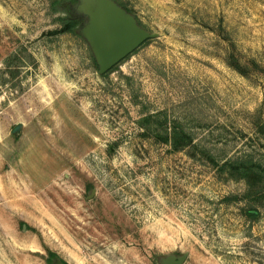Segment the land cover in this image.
Wrapping results in <instances>:
<instances>
[{
  "label": "rangeland",
  "instance_id": "1",
  "mask_svg": "<svg viewBox=\"0 0 264 264\" xmlns=\"http://www.w3.org/2000/svg\"><path fill=\"white\" fill-rule=\"evenodd\" d=\"M116 1L158 36L103 76L68 0H0V264H264V182L204 155L264 165V0Z\"/></svg>",
  "mask_w": 264,
  "mask_h": 264
},
{
  "label": "water",
  "instance_id": "2",
  "mask_svg": "<svg viewBox=\"0 0 264 264\" xmlns=\"http://www.w3.org/2000/svg\"><path fill=\"white\" fill-rule=\"evenodd\" d=\"M73 9L87 19L80 28L88 41L101 74L132 54L148 39L158 36L142 26L136 16L116 0H76ZM21 125H17L15 131ZM188 253L169 254L161 264H184ZM53 264H67L56 258Z\"/></svg>",
  "mask_w": 264,
  "mask_h": 264
},
{
  "label": "trees",
  "instance_id": "3",
  "mask_svg": "<svg viewBox=\"0 0 264 264\" xmlns=\"http://www.w3.org/2000/svg\"><path fill=\"white\" fill-rule=\"evenodd\" d=\"M76 2H77L76 0H68V4H70L71 6V8H69L71 13H69L66 16H62L61 27L55 30H51L48 34L58 35L66 32L75 33L81 28V26L83 25V23L87 18L83 15H78L76 11L73 9V5ZM121 5L131 12V9L126 5V3L121 2ZM150 40L151 39H148L145 43H148ZM232 58L233 60H230V64L238 71L242 73H246L244 70L245 66L239 62L237 57L233 55ZM93 60L96 63L94 57ZM120 63L115 65L113 68H111L109 71H107L102 75L103 76L109 75L111 72L119 68ZM254 63H256V65L259 66V64L256 61H254ZM12 73L15 74V72ZM158 119L159 118L157 113H149L142 116V118L139 120V123L141 124L142 128H144V131L146 132L147 135L149 134L151 136L154 135L156 138L160 139L165 144L170 145L173 151H182L189 148L195 149L198 147V143L195 142L192 134L188 132L181 124H176L175 122L173 124H170L169 119L167 117L163 118L161 122H158L156 124V121H158ZM258 126L261 130H263L264 123L258 124ZM204 153H205L204 155H206V157H208L210 161L214 164V166L218 170L220 177L228 175L229 177L244 179L248 184L249 193L253 191L261 192L260 191V189L262 188L261 183L264 182V165L261 162L255 160L252 157L235 158V159L229 158L220 161L217 158L210 156L208 154V151ZM192 155H196V154H192ZM253 209L255 208L253 207ZM248 213L251 217H257V212L253 210H249ZM56 258H60V256L56 252L50 251L49 258L47 259L48 263L53 264ZM60 259L66 263L65 260H63L62 258Z\"/></svg>",
  "mask_w": 264,
  "mask_h": 264
}]
</instances>
